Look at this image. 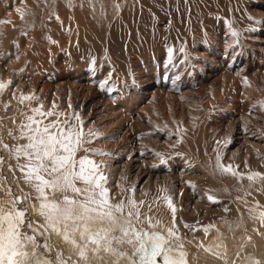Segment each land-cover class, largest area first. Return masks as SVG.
Listing matches in <instances>:
<instances>
[{
	"label": "rangeland",
	"instance_id": "obj_1",
	"mask_svg": "<svg viewBox=\"0 0 264 264\" xmlns=\"http://www.w3.org/2000/svg\"><path fill=\"white\" fill-rule=\"evenodd\" d=\"M3 1L8 4L1 6V17L8 23L0 49L1 74L6 81L17 77L13 81L16 84L11 85H19L24 95H32V87H29L36 85V95H33L38 98L21 104L17 92V106L6 103L1 106L5 117H16L7 128V135L11 134L7 145L14 148L27 142L19 139L20 125L28 122L26 116L35 115L32 108L42 104L43 111L62 113L58 117L60 121L70 119L73 113L81 116L84 138L91 141L85 147L90 151L78 150L76 159L88 156L101 167L106 166V187L114 191L117 201L122 200L120 197L124 194L126 198L133 197L131 188L139 192L148 173L151 180L160 182L164 173L178 176L186 171H197L196 165L193 167L183 158L187 148L193 149L188 142H195L203 155L215 160L217 151L223 158L228 140L236 143L240 138L247 139L259 146L256 151L259 163L255 162L252 148L249 151L254 163L249 164L251 168L248 166L242 175L257 169L264 172V122L255 121L252 112V105L257 106L259 99L264 100V76H260L264 72V0ZM14 11L18 18H12ZM22 51L26 52L24 56ZM17 71L19 76H16ZM105 80L108 83L101 89ZM253 90L261 97L255 98L257 104ZM36 118L43 123L57 119ZM71 123L78 124L77 121ZM88 130H95L96 135L88 137ZM183 139L187 145L183 144ZM97 150L114 155H93ZM0 157L4 160L0 165L3 187L11 188L22 201L18 207L26 212L27 225V198L13 185L12 177L15 176L19 184L30 186L19 168H9L1 143ZM21 159L24 163L23 157ZM127 162L130 165H125ZM202 165L210 166V163L206 161ZM179 179L175 184L186 181ZM257 184L260 186L259 181L254 186ZM190 185H185L189 202L200 198L201 203H206L202 196L190 195L189 188L195 184ZM216 189L215 198L220 199L221 190ZM222 193L226 195L225 191ZM222 195L221 200H227ZM153 201L161 202L158 197L150 203ZM211 205L221 208L219 204ZM203 207L198 209L197 217L186 210L187 218L182 222L185 228L207 227V209ZM177 214L176 211L175 221ZM135 227L149 232L161 231L142 224ZM23 231L32 234L30 227L26 226ZM172 243L176 253L173 240ZM116 247L132 253L128 248Z\"/></svg>",
	"mask_w": 264,
	"mask_h": 264
},
{
	"label": "snow or ice",
	"instance_id": "obj_2",
	"mask_svg": "<svg viewBox=\"0 0 264 264\" xmlns=\"http://www.w3.org/2000/svg\"><path fill=\"white\" fill-rule=\"evenodd\" d=\"M233 35L237 34L233 32ZM11 83L8 81L6 85L0 82V92H3ZM107 83L108 81L105 80L100 88L103 89ZM12 96L15 98L14 93ZM32 100H38V98L24 94L19 97L21 104ZM261 104L264 105V101ZM53 106L55 107V104ZM42 109V104L31 109L35 115H28V122L20 125L19 139L27 142L14 146L9 154L14 155L25 183L38 194L37 199L41 201L40 215L51 231L62 236L84 264H90L92 259L101 260V252L114 257L115 264H119L121 259L129 261V264H156L157 257L162 258L163 264H187L182 244L178 245L181 249L178 256L174 255L172 240L179 241L174 227L164 228L159 220L153 223L150 216L144 219L151 227H160L161 231L149 232L135 227L136 223L142 222L143 213L140 211V206L145 202L143 200L137 202L133 195L113 204L106 187L107 177L104 175L106 166L101 167L88 156L76 159L78 150L90 151L85 147L91 141L84 138V121L81 116L73 113L70 119L65 118L64 121H60L58 117L63 115L62 113ZM37 116L57 117V119L43 123L36 118ZM71 121H77L78 124H72ZM94 135H96L95 130H88V137ZM216 143L221 142L216 141ZM3 147L5 150L9 149L7 144H3ZM92 154L114 155L98 150ZM21 157L24 163H20ZM221 161L222 157L217 151L215 170L222 175L230 174L237 180L247 179L248 187L242 189L246 194L251 195L249 189H252L257 181L260 182V186L256 190L264 192V174L251 172L245 177L231 164L225 165ZM3 163L4 160L0 157V165ZM161 163H164L162 159ZM129 191L134 194L136 189L131 188ZM162 191L165 192L162 199L171 210L174 225L177 210L173 197L167 193L166 189ZM4 192V197L0 198V264H24L26 259L31 264L33 258H38L35 252L38 244L35 235L26 234L23 231L26 226L31 227V222L29 221L26 225V212L18 207L22 201L13 194L12 189L5 188ZM57 194H60V199L56 198ZM207 200L213 204L219 202L212 195H207ZM224 211L227 212L228 209L225 208ZM248 211L250 218L264 227V211L257 212L253 208H249ZM204 231L206 233L208 229L205 228ZM162 232H166V235ZM77 235L84 243H78ZM124 243L133 246L131 254L116 247ZM44 247L47 248L48 245L45 244ZM41 264H67V261L60 255L55 260L42 259ZM256 264H259V261Z\"/></svg>",
	"mask_w": 264,
	"mask_h": 264
},
{
	"label": "bare ground",
	"instance_id": "obj_3",
	"mask_svg": "<svg viewBox=\"0 0 264 264\" xmlns=\"http://www.w3.org/2000/svg\"><path fill=\"white\" fill-rule=\"evenodd\" d=\"M7 2L8 1H3V0L1 1L0 0V49H1L2 44H3L4 32H5V30H7L6 23H8L7 20L5 21L1 17V13H2L1 12V6L2 7H3V5L5 6L6 4H8ZM16 3H12L11 5L14 6ZM24 11H25V9H24ZM12 18H18L17 11H14L12 13ZM27 46L29 47L28 44L26 45V47ZM25 49L26 48H24V50ZM23 52H25V51H22V53H21L22 56H24ZM155 64H154V66H155ZM0 66H1V59H0ZM34 66L35 65L31 64V68H34ZM157 66H158V64H157ZM151 67L153 68V66H151ZM155 68H156V66H155ZM19 73L20 72L17 71L16 76H19L20 75ZM261 75L264 76V72H262L260 74V76ZM16 78L10 79L8 81H11L12 84L15 85L16 83H13V81L16 80ZM261 79H262V77H261ZM8 81H6L4 79V76L1 74V69H0V82L7 85ZM244 81H246V80H244ZM165 82H166V80H165ZM263 82L264 81H262V84L264 85ZM247 83H248V81L246 82V84ZM13 85H8L4 89L3 92H0V108L4 103H6L8 106H17V104H15L16 100L18 99L17 98V92L19 94L18 97H20L21 91H20L19 85H18V87L13 86ZM35 86L29 87V88L32 87L31 91H30V89H29V91H30V93H33L34 95H36V89H37V87L35 89ZM250 86H246V88L250 87ZM43 88H45V87H43ZM250 89H248V90L246 89V90L250 92L252 90V89L251 90ZM13 93L15 94V98H13V96H12ZM248 94H250V93H248ZM248 94L246 96H249ZM255 98L259 99L261 97H259L258 94H257V96L256 95L253 96V100L257 104V102H256L257 100ZM259 100H260V103H258L257 106L252 105V112H253V114H255L254 115V117L256 118L255 121L264 122V105L261 104V102L264 100L263 99L262 100L259 99ZM1 109H0V141H2L1 148L3 149L4 153L6 152L7 163H8L9 168L12 169L15 166V168L17 170L18 169L17 161L15 160L14 155L9 154L13 150L12 149L13 147L9 146L8 150H5L3 147V144H7V142H8V144L10 143L8 141V138L10 139V137H8V136H10V135H7L8 134L7 128L12 126L11 121L13 119L16 120V117H14L13 115L11 118L5 117L1 113L2 112ZM11 113H12V111H11ZM14 123L15 122H13V124ZM261 124H263V123H261ZM5 140H7V141H5ZM183 141H184V139H183ZM186 142L187 141H184L183 144L187 145ZM194 143L188 142V146L191 145L193 147V149L187 148V155H184L183 158H185L186 162H191L192 166L196 165L199 168L197 171L193 172L190 169L192 172L186 171L185 173H182V174L179 173L178 176H174V175L172 176V175H170L171 173H164L161 176L162 181H160V182L156 181L157 179L151 180V174L148 173V177H146V181L142 184L140 191L134 193V198H135V200L137 199L136 200L137 202H139L141 200H143L145 202L143 205L140 206V211L143 213L142 222L136 223V224H142V225L150 226L149 223L147 222V220L144 219V217L150 216L153 223H155L157 220H159L162 222V225L164 228H167L169 226L174 227L176 235L179 237V241H176L175 239H173L174 244L177 248V250H176L177 252L174 253V255L178 256L179 251H181V249L178 247V245L182 244L183 245L182 250L186 253V260H187L188 264H256L257 261H259V264H264V227H262L258 222H254L250 218L249 211H248L249 208H253L257 212L264 211V192H260V191L256 190L259 186V184H257V187L254 186L252 189H249V191L251 192V195L246 194V192L243 191L242 189H246L248 187L249 182L247 183V179L244 180V181H246L245 183H244V181L241 182L242 180H240V183H239V181L236 178L232 177L230 174H225V175L220 174V172L215 170V160H211V156L209 157V155H207V154L203 155L202 152L197 148L196 144L194 145ZM161 144L163 145V143H161ZM164 146H166V143L163 145V147ZM229 146H230V148H229ZM241 148H242V150H241ZM252 148L255 151L254 155L256 154L255 156L253 154L252 155L254 157H256L257 156V153H256L257 148L259 149V146L257 145V143L248 141L247 139L241 140V138L236 143H235V140L234 141L228 140L227 144L224 146V152L225 153H224V156H223L221 162L224 163L225 165L231 164L233 166V168L238 173L243 174L244 173L243 171L245 169H247L249 164H251L252 162L254 163V161H253L254 159L251 161L252 158H251L250 151H249V150L252 151ZM155 150H156V148H155ZM260 150L262 151V148H260ZM258 152H259V150H258ZM205 160L208 161V163H210V166L209 165L208 166L202 165L204 162H206ZM182 161H184V160H182ZM255 162H257V157H256ZM20 163H22V159L20 160ZM129 163L127 162V164H125V165H128ZM141 163H143V162H141ZM257 163H259V161ZM144 165L146 166V164H144ZM237 165H239V166L237 167ZM255 165H256V163H255ZM140 166H141V164H140ZM249 167L251 168V166H249ZM257 170H256V172H259ZM247 171H249V170H247ZM171 172H172V169H171ZM262 173H264V172H262ZM143 174H144V171H143ZM247 174H248V172L247 173L245 172L244 176ZM139 175L137 177L138 180H140ZM143 176L144 175H142V177ZM180 177H182V178H180ZM179 178L181 180L186 179V181L185 182L181 181L180 184H179V182L177 184H175V181H177V179H179ZM232 178L237 180V181L231 182L233 180ZM137 179L136 180L134 179V180L137 182ZM171 180L173 181L172 183H171ZM227 180H228V182L226 183ZM12 182H13V185L16 188H18V191L23 193L25 195V197L27 198V202H28V206H29L28 207L29 221L31 222L30 229H31L32 235H35V238H36V241L38 244V247L35 248V252L37 253L38 258H33L31 260V264H41L42 259L55 260L60 255H62L63 258L67 261V264H84L83 261L79 260L77 254L73 251L72 246L69 243H66L63 240L62 236L57 235L56 233L52 232L51 229L47 226L44 218L40 215L39 205H40L41 201L39 199H37L38 194L34 191V189L31 187H26L24 185L19 184L17 179L15 178V176L12 177ZM190 183H191V185L195 184L191 188H189L190 195L194 196L195 194H197L195 197H198V198L202 196L203 198L206 199L207 205L205 202L201 203V201H199L200 198H199V200H197L195 202H189V199L186 198L187 193L185 192V189L188 188V186L185 187V185L190 184ZM196 185H197L198 189L195 187ZM198 185H201L202 187L200 188ZM0 186H2V187H0V198H2L5 195V192H4L5 188L3 187V173H2L1 167H0ZM151 186H155L156 189L157 188L158 189L155 191H151V189H152ZM203 186L205 187V190H203L204 189ZM108 187H110V186H108ZM155 187H153L152 190H154ZM222 187H223V189H221ZM216 188H218L219 191L221 190V192H219V198L220 199L215 198V196H216L215 193L218 192ZM165 189L167 190L168 194L172 195L173 200H174L173 203L175 204V202H176L175 208L178 212V214H177L178 218H177V221H175L176 223L174 225L172 224L171 210L168 209V207H165L166 201H164L162 199V197L165 195V192L162 190H165ZM223 190L225 191V193H226L225 196L227 198V200H225V201L221 200V195L223 194L222 192H224ZM108 193H109V197L111 199V202L113 204L119 202V201H117L118 198L115 197L113 190L108 189ZM220 193H222V194H220ZM207 195H212L216 200L218 199L219 202L216 204L221 205L220 206L221 208H218L219 206H212L211 202H209L207 200ZM124 196H125V194H124ZM124 196H121L120 198H122V200H126L127 198ZM126 196H129V195L127 194ZM225 196H223V197H225ZM131 197H132V195H131ZM157 197L161 201V202L158 201L160 203H157V202L154 203L155 201L150 203L151 199H154V198L156 199ZM56 198L60 199L61 196L57 195ZM244 201H247V203H244ZM203 204H205V205H203ZM149 205L151 206L150 210H149ZM203 206L204 207L206 206L205 210L207 209L205 211L207 213L206 215H208V217L206 218V221H208L207 227H202V226L200 227V225H199L198 227H193V230L189 227V229H191V231H189V229L185 228V226H184L185 224H182V222H184L183 221L184 218L186 221V218H187L186 212L189 211L190 212V213L188 212L189 214H192L193 216H195L196 213L199 212L198 209L200 207H203ZM182 208L185 209L184 212H183ZM225 208L228 209L227 212L224 211ZM125 211H127V209ZM202 211H204V210H202ZM210 212H211V216L209 215ZM184 216H186V217H184ZM191 217H190V220H192ZM195 217H197V215ZM194 220L195 219H193L192 221H194ZM154 228L161 230L160 227H154ZM205 228L208 229V231L206 233L204 231ZM185 229H187V231H189V232L187 233V231ZM25 233L31 234V233H28L26 231H25ZM163 233L166 235V232H163ZM117 235H120V233H117ZM76 239H77L78 243H81V244L84 243V241L80 240L78 235L76 236ZM45 244L48 245L47 248L44 247ZM118 245L125 247V248H128V250H130V252H133L132 251L133 250L132 245H129L127 243L118 244ZM42 247H44V249H45L44 252L42 251ZM28 250L31 251L32 249H28ZM89 255L91 256V253H89ZM100 256L102 257L101 260L92 259L90 261V264H115V258L108 255L107 253L101 252ZM69 257H71V259H69ZM24 264H29V261L26 259ZM119 264H129V261L121 259L119 261Z\"/></svg>",
	"mask_w": 264,
	"mask_h": 264
},
{
	"label": "water",
	"instance_id": "obj_4",
	"mask_svg": "<svg viewBox=\"0 0 264 264\" xmlns=\"http://www.w3.org/2000/svg\"><path fill=\"white\" fill-rule=\"evenodd\" d=\"M156 264H163V260L160 257H157Z\"/></svg>",
	"mask_w": 264,
	"mask_h": 264
}]
</instances>
